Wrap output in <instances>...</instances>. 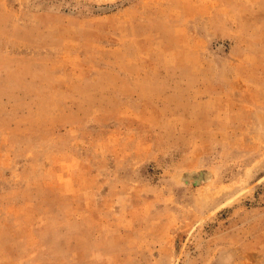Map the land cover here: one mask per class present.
<instances>
[{"label": "rangeland", "instance_id": "1", "mask_svg": "<svg viewBox=\"0 0 264 264\" xmlns=\"http://www.w3.org/2000/svg\"><path fill=\"white\" fill-rule=\"evenodd\" d=\"M0 264H264V0H0Z\"/></svg>", "mask_w": 264, "mask_h": 264}]
</instances>
